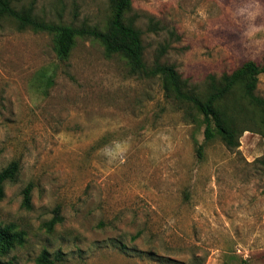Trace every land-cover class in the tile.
<instances>
[{"label": "rangeland", "instance_id": "rangeland-1", "mask_svg": "<svg viewBox=\"0 0 264 264\" xmlns=\"http://www.w3.org/2000/svg\"><path fill=\"white\" fill-rule=\"evenodd\" d=\"M35 1L40 16L103 26L109 0ZM145 60L202 86L264 54V0H133ZM257 94L264 97V74ZM129 74L91 39L58 58L53 37L0 28V171L20 162L0 226L26 233L0 264H264V139L204 144L202 117ZM33 185L31 208L23 190ZM59 208L61 222L48 223Z\"/></svg>", "mask_w": 264, "mask_h": 264}, {"label": "trees", "instance_id": "trees-1", "mask_svg": "<svg viewBox=\"0 0 264 264\" xmlns=\"http://www.w3.org/2000/svg\"><path fill=\"white\" fill-rule=\"evenodd\" d=\"M19 2L0 0V28L5 22H11L19 32L31 30L51 35L55 52L62 61L70 58L77 39H91L104 48L107 57L124 59L131 76L159 78L168 98L189 107L193 117L194 113L202 117L205 142L198 147L200 157L204 156L205 144L217 137L232 149L240 146V138L246 131L257 132L264 139V97L257 94L260 76L264 74V54L261 61L247 60L230 73L221 76L210 74L205 83L198 86L184 79L174 64L163 61L169 44L161 45L152 65L147 64L143 32L136 24L137 16L131 14L133 0H109L110 15L103 26L55 22L37 13L35 1L27 4ZM20 170V162L14 160L0 171V200L5 198L7 183L16 182ZM32 191V184L23 190L24 208H31ZM55 214L48 223L50 229L62 220L59 208H56ZM25 241L26 233L19 230L16 224L0 226V256L23 246ZM37 262L54 263L46 250ZM241 264L249 263L243 261Z\"/></svg>", "mask_w": 264, "mask_h": 264}]
</instances>
